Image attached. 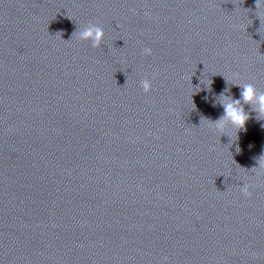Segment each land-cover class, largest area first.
Here are the masks:
<instances>
[{"label": "clouds", "instance_id": "clouds-1", "mask_svg": "<svg viewBox=\"0 0 264 264\" xmlns=\"http://www.w3.org/2000/svg\"><path fill=\"white\" fill-rule=\"evenodd\" d=\"M260 0H256V5H259ZM149 13H145L148 15ZM104 30L98 23L89 22L88 25L78 32V39L81 41H90L92 48H99L104 41ZM145 54H151L150 48L143 49ZM235 79H239V74H234ZM127 82V81H126ZM144 92L151 90V82L147 78L140 82ZM241 89L240 99H232L221 94L220 106L223 108V114L215 121H211L215 130L220 133V136L226 135L225 122L231 124L232 128L236 130V134L241 130H246L245 126L250 119L249 112L245 111L243 104L250 105V112L256 113L258 121H264V92H259L252 83L239 84ZM213 106H216L215 104ZM264 127V124L261 125ZM231 138V137H230ZM239 152V148L237 147ZM260 168H264V155H261L258 160ZM241 192L249 196V186L247 184L241 187Z\"/></svg>", "mask_w": 264, "mask_h": 264}]
</instances>
